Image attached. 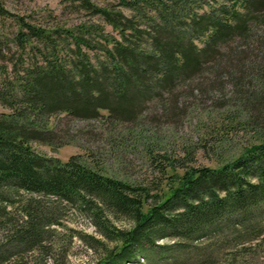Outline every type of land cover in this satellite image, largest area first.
Wrapping results in <instances>:
<instances>
[{"label":"trees","instance_id":"trees-1","mask_svg":"<svg viewBox=\"0 0 264 264\" xmlns=\"http://www.w3.org/2000/svg\"><path fill=\"white\" fill-rule=\"evenodd\" d=\"M61 2L98 21L49 27L0 6L16 27L11 39L0 38V105L9 110L0 114V230L11 239L0 264L43 253L48 229L60 224L42 210L45 197L91 217L103 238L88 236L101 247L92 264L264 262V47L251 43L264 24V0ZM207 72L232 93L215 141L246 137L236 155L214 166L198 164L205 145L171 156L144 122L152 103L167 114L181 109L185 86L196 99L221 92L201 91L216 85L201 78ZM67 119L124 126L130 146L154 166L149 180H127L94 157L62 162L41 152L37 146L57 150L74 141ZM123 219L130 227L117 225Z\"/></svg>","mask_w":264,"mask_h":264},{"label":"rangeland","instance_id":"rangeland-1","mask_svg":"<svg viewBox=\"0 0 264 264\" xmlns=\"http://www.w3.org/2000/svg\"><path fill=\"white\" fill-rule=\"evenodd\" d=\"M62 0H0V6L14 15L21 16L27 21L43 26H72L87 21H98L85 12L72 13L66 9ZM98 4H116L117 0H92ZM264 20V15L259 16V21ZM109 29V28H108ZM251 40L256 49L264 47V24L257 29ZM16 31L15 23L10 19H4L0 15V38L11 39ZM242 43H239V46ZM233 48L238 46L232 44ZM13 48L15 52L16 48ZM255 52H247L242 57L255 55ZM264 57V55L261 54ZM264 59V58H263ZM3 63L0 61V64ZM201 78H209L216 82L215 86L206 84L201 91L207 92L212 87L222 91L211 95H200L197 99L191 98L190 88L185 86L186 92L182 97L184 104L175 113H165L160 102L152 103L145 110L144 122L153 125L154 131L160 140L158 144L171 156L181 154L184 148L195 149L208 146L209 151L197 150L198 164L214 166L218 160L228 159L236 155L246 141L244 134L229 135V142L220 144L215 141L216 131L213 130L218 114L225 111L224 106L232 103L231 87L228 83L218 77V74L204 73ZM248 82V81H247ZM227 86V87H226ZM226 87V89H225ZM226 91H225V90ZM213 97V98H211ZM227 107V106H226ZM9 110L0 105V114L8 113ZM172 123V124H170ZM221 124L217 121L216 126ZM110 127V126H109ZM98 120L82 121L78 119H67L64 122V131L67 139H74L69 145L57 150L48 146H37V148L51 157H56L62 162L68 161L74 155H82L87 159L94 157L95 163L104 165L108 171L132 181L146 183L151 177L154 166L149 162L142 148L136 149L130 146L128 141V130L120 128H109ZM41 208L54 219L59 220V225H53L46 235L47 246L43 253H24L20 264H92L100 255L101 247L89 240L88 236L101 238L93 225L91 217L80 207L62 203L54 198L45 197L41 199ZM13 221L19 220L18 214L12 216ZM123 228L130 227L128 220L116 222ZM7 232L0 230V249L8 251L11 249V239ZM91 243V244H90ZM93 245V246H91ZM94 247V248H93ZM2 264V263H1ZM239 264H264L258 257H249L247 260L239 261Z\"/></svg>","mask_w":264,"mask_h":264}]
</instances>
